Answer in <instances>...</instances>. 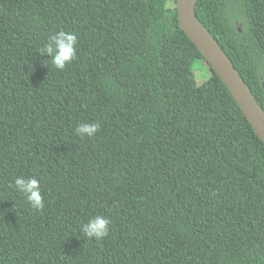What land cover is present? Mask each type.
<instances>
[{
  "label": "trees",
  "instance_id": "obj_1",
  "mask_svg": "<svg viewBox=\"0 0 264 264\" xmlns=\"http://www.w3.org/2000/svg\"><path fill=\"white\" fill-rule=\"evenodd\" d=\"M195 11L264 110V0ZM61 29L78 35L62 70L40 51ZM0 264H264V141L177 0H0Z\"/></svg>",
  "mask_w": 264,
  "mask_h": 264
},
{
  "label": "water",
  "instance_id": "obj_2",
  "mask_svg": "<svg viewBox=\"0 0 264 264\" xmlns=\"http://www.w3.org/2000/svg\"><path fill=\"white\" fill-rule=\"evenodd\" d=\"M198 0H177L181 28L194 41L236 98L248 120L264 141V110L218 40L196 15Z\"/></svg>",
  "mask_w": 264,
  "mask_h": 264
},
{
  "label": "clouds",
  "instance_id": "obj_3",
  "mask_svg": "<svg viewBox=\"0 0 264 264\" xmlns=\"http://www.w3.org/2000/svg\"><path fill=\"white\" fill-rule=\"evenodd\" d=\"M78 35L74 31H65L63 29L53 32L48 36L47 43L40 49L41 53L52 56L51 64L57 69H64L77 54ZM100 128V122H82L75 132L83 136L93 137ZM15 188L22 193L28 204L36 210H42L44 207V198L40 190V181L35 177L25 178L19 176L14 181ZM111 221L103 215H96L90 218L81 226L82 233L88 238L102 240L108 236Z\"/></svg>",
  "mask_w": 264,
  "mask_h": 264
},
{
  "label": "rangeland",
  "instance_id": "obj_4",
  "mask_svg": "<svg viewBox=\"0 0 264 264\" xmlns=\"http://www.w3.org/2000/svg\"><path fill=\"white\" fill-rule=\"evenodd\" d=\"M195 69H196L195 71L198 77L197 79L199 82H202L208 78V75H205V76L202 75V70H204L205 72V68L200 60L195 62Z\"/></svg>",
  "mask_w": 264,
  "mask_h": 264
}]
</instances>
